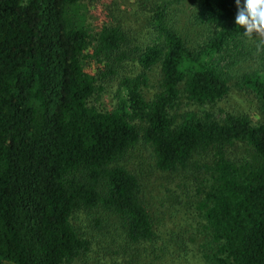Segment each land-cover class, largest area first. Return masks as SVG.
I'll use <instances>...</instances> for the list:
<instances>
[{
    "label": "trees",
    "instance_id": "trees-1",
    "mask_svg": "<svg viewBox=\"0 0 264 264\" xmlns=\"http://www.w3.org/2000/svg\"><path fill=\"white\" fill-rule=\"evenodd\" d=\"M85 1L0 0V264L76 260L89 250L71 221L80 210L117 219L127 248L155 246L157 222L138 177L122 164L139 144L152 149L160 171L198 175L180 187L179 200L206 225L204 257L264 264V124L206 110L236 84L264 112V47L254 49L261 71L234 72L256 38L236 25V0H198L199 40L172 23L183 0H135L134 15L148 20L137 43L121 20L96 33L70 25L69 8ZM156 70L158 93L148 101ZM107 79L118 82L111 110L93 99ZM182 96L201 114L172 118ZM242 146L256 163L230 159ZM195 155L207 158L194 162Z\"/></svg>",
    "mask_w": 264,
    "mask_h": 264
},
{
    "label": "rangeland",
    "instance_id": "rangeland-1",
    "mask_svg": "<svg viewBox=\"0 0 264 264\" xmlns=\"http://www.w3.org/2000/svg\"><path fill=\"white\" fill-rule=\"evenodd\" d=\"M134 3L135 0H87L70 7L67 19L70 25L83 24L93 33L117 20L124 21L129 24L132 33H135L138 40L135 39L134 42L137 43L146 39L144 36L147 34L148 20L134 15ZM197 4L198 0H183L174 3L171 10L170 16L174 19L172 23L176 24V29L186 40H199L205 35L203 29L194 21ZM247 43L251 54L235 67L237 77L245 72L262 70L263 63L258 58V51L254 50L258 39ZM85 65L88 71H96L95 62L89 61ZM158 80L159 71L156 70L151 75L150 87L144 92L148 101H152L158 93ZM117 94L118 82L115 79L101 80L93 99L100 108L111 110L117 105ZM206 110L214 113L216 117L227 114L247 116L254 124H264V112L258 99L251 92L238 89L236 84H233L225 100L212 108L207 107ZM187 112L201 114L202 108L189 105L182 96L179 106L172 111V118L179 120L180 115ZM229 155L231 160L256 163L253 151L246 146ZM153 157L152 149L139 144L122 164L138 177L142 187V199L152 211L161 239L155 246L141 247V251L134 247L130 249L126 247L124 233L117 219L100 209L76 211L71 221L80 237L89 243V250L68 264H212L208 257H204L210 239L204 221L194 208L183 205V200H179L182 193L180 187L191 185L198 175L190 170L177 174L162 172L156 167ZM206 158L195 155L193 161L202 163ZM192 202L196 200L193 199ZM192 202L190 204L193 205ZM145 250L147 252L144 253Z\"/></svg>",
    "mask_w": 264,
    "mask_h": 264
},
{
    "label": "clouds",
    "instance_id": "clouds-1",
    "mask_svg": "<svg viewBox=\"0 0 264 264\" xmlns=\"http://www.w3.org/2000/svg\"><path fill=\"white\" fill-rule=\"evenodd\" d=\"M235 23L246 37H256L258 48L264 47V0H236Z\"/></svg>",
    "mask_w": 264,
    "mask_h": 264
}]
</instances>
